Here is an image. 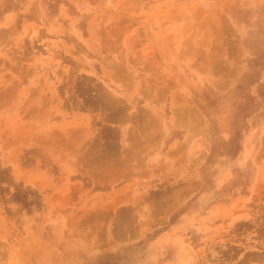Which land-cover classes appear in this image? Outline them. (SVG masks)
I'll use <instances>...</instances> for the list:
<instances>
[{"label":"rangeland","instance_id":"obj_1","mask_svg":"<svg viewBox=\"0 0 264 264\" xmlns=\"http://www.w3.org/2000/svg\"><path fill=\"white\" fill-rule=\"evenodd\" d=\"M0 264H264V0H0Z\"/></svg>","mask_w":264,"mask_h":264}]
</instances>
